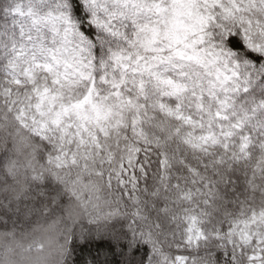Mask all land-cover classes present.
Listing matches in <instances>:
<instances>
[{"label":"clouds","instance_id":"clouds-1","mask_svg":"<svg viewBox=\"0 0 264 264\" xmlns=\"http://www.w3.org/2000/svg\"><path fill=\"white\" fill-rule=\"evenodd\" d=\"M0 264H264V0H0Z\"/></svg>","mask_w":264,"mask_h":264}]
</instances>
